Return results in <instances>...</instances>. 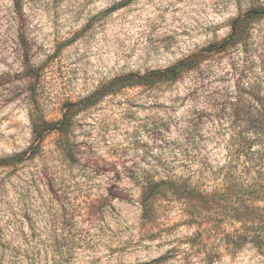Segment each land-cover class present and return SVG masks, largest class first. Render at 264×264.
Here are the masks:
<instances>
[{
    "label": "rangeland",
    "instance_id": "374dc122",
    "mask_svg": "<svg viewBox=\"0 0 264 264\" xmlns=\"http://www.w3.org/2000/svg\"><path fill=\"white\" fill-rule=\"evenodd\" d=\"M22 1L0 0V264H264V185L263 218L222 226L230 242L199 231L206 206L171 185L199 170L194 155L227 159L229 135L214 137L224 96L264 95V17L241 21L264 0ZM235 24L244 36L229 46ZM226 40L176 81L108 95L67 133L33 136L37 115L57 122L118 77Z\"/></svg>",
    "mask_w": 264,
    "mask_h": 264
},
{
    "label": "trees",
    "instance_id": "16d2710c",
    "mask_svg": "<svg viewBox=\"0 0 264 264\" xmlns=\"http://www.w3.org/2000/svg\"><path fill=\"white\" fill-rule=\"evenodd\" d=\"M16 10L22 11V0H14ZM264 17V11H253L242 22H250L253 18ZM238 24V23H237ZM240 24V21H239ZM233 28V35L221 44L210 45L207 49L191 56L187 60L165 70L149 72L145 75L132 73L118 77L104 85L92 96L81 103H67L66 110L57 122H51L37 115L32 119V133L35 139L42 140L53 131L67 133L72 125L73 118L80 109L98 103L104 97L133 87L153 88L179 79L184 73L199 67L204 58V52L219 50L223 44L235 46L243 38L244 32ZM233 97L224 96L222 112L229 108V122L221 123L215 132L217 135H229L227 142L228 155L222 164H213L208 156L194 155L191 163H197L199 170L180 178L171 185L175 190L188 192L192 201L201 202L206 206L204 212H195L198 219L199 231L208 236H219V239L228 242L222 226L231 223H250L256 219L262 209L258 206L261 185H264V147L259 152L254 150L256 144L264 145V95L256 91H240ZM254 103V105H251ZM82 107H79L81 106ZM260 187V191L258 190ZM211 190V192H209ZM254 191L257 193L255 196ZM263 217H261L262 219ZM203 228V229H202ZM200 232V233H201ZM198 237V236H197ZM230 242V241H229ZM258 248H264L260 243L253 241ZM260 242V241H258Z\"/></svg>",
    "mask_w": 264,
    "mask_h": 264
}]
</instances>
